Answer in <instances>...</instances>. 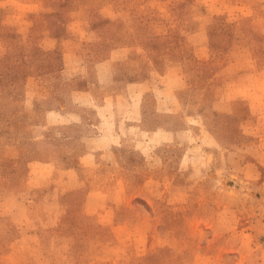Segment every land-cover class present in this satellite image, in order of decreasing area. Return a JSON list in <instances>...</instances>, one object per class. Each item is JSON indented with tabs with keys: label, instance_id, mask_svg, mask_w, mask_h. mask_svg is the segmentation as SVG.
<instances>
[{
	"label": "rangeland",
	"instance_id": "obj_1",
	"mask_svg": "<svg viewBox=\"0 0 264 264\" xmlns=\"http://www.w3.org/2000/svg\"><path fill=\"white\" fill-rule=\"evenodd\" d=\"M0 264H264V0H0Z\"/></svg>",
	"mask_w": 264,
	"mask_h": 264
}]
</instances>
